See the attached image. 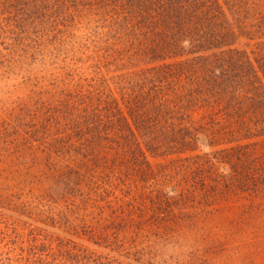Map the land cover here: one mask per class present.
I'll return each mask as SVG.
<instances>
[{
	"label": "rangeland",
	"instance_id": "1",
	"mask_svg": "<svg viewBox=\"0 0 264 264\" xmlns=\"http://www.w3.org/2000/svg\"><path fill=\"white\" fill-rule=\"evenodd\" d=\"M46 9L0 16V264H264V109L193 113L205 143L144 160L117 135L127 62L95 43L89 0ZM232 9L212 53L254 64L264 0Z\"/></svg>",
	"mask_w": 264,
	"mask_h": 264
},
{
	"label": "trees",
	"instance_id": "2",
	"mask_svg": "<svg viewBox=\"0 0 264 264\" xmlns=\"http://www.w3.org/2000/svg\"><path fill=\"white\" fill-rule=\"evenodd\" d=\"M54 1L0 0V16L28 24L42 18ZM66 1L78 9L87 0ZM233 4L234 0H89L95 43L127 62L116 83L125 112L113 100L120 113L117 135L134 145L130 150L144 160L145 154L165 156L197 141L205 143L190 133L193 113L220 111L230 117L239 116L244 107L264 109V56L254 60L255 66L230 52L212 53L230 43L227 14L232 15ZM177 114L186 120L177 122ZM89 127L90 140L108 134L97 123Z\"/></svg>",
	"mask_w": 264,
	"mask_h": 264
}]
</instances>
